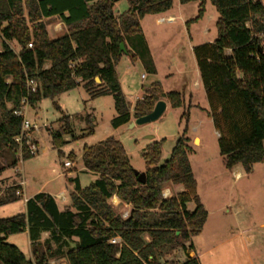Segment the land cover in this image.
Wrapping results in <instances>:
<instances>
[{
	"label": "trees",
	"instance_id": "16d2710c",
	"mask_svg": "<svg viewBox=\"0 0 264 264\" xmlns=\"http://www.w3.org/2000/svg\"><path fill=\"white\" fill-rule=\"evenodd\" d=\"M117 1L30 0L26 15L23 0H0V156L7 158L0 172L20 160L16 138L24 118L16 111L25 99L36 107L43 98L55 101L83 85L92 98L114 97V128L130 123L132 116L148 114L163 98L171 107L183 108L181 121L189 122L191 107L184 109L183 91L165 92L160 82L145 88L132 115L116 72L117 64L127 54L139 59L148 72L157 73L142 20L171 10L174 0H126L129 9L124 14L117 13ZM179 1L199 2L198 15L192 22L203 16L207 0ZM210 2L218 12L217 37L198 44L193 53L209 114L219 133L224 164L230 171L241 165L251 173L254 164L264 162V43L254 35L264 31V6L260 0ZM52 17L60 18L67 27L64 34L53 39L43 20ZM13 40L19 44V52L10 47ZM122 43L127 52L121 51ZM28 79L37 83L35 91L28 88ZM55 105L59 107L57 102ZM62 121L59 130L50 132L56 147L66 142L64 135L71 131L69 118ZM190 141L186 124L164 162L161 141L152 142L144 154L145 184L138 181L119 140L110 137L85 146L84 170L98 178L87 187L80 185L78 177L69 178L75 187L71 203L64 209L51 194L41 192L26 201L25 212L0 219V264H49L52 259H66L68 264H200L188 253L184 260L163 261L169 251L193 248L190 240L202 231L208 218L189 158ZM31 156L25 138L22 158ZM169 183L181 185L183 190L164 197L163 190ZM20 189L21 185L14 182L0 190V205L18 201ZM115 196L131 205L128 217L116 211L112 202ZM191 202L193 210L188 205ZM26 230L32 260L7 241L10 235ZM115 237L121 239L120 243L110 242Z\"/></svg>",
	"mask_w": 264,
	"mask_h": 264
},
{
	"label": "rangeland",
	"instance_id": "374dc122",
	"mask_svg": "<svg viewBox=\"0 0 264 264\" xmlns=\"http://www.w3.org/2000/svg\"><path fill=\"white\" fill-rule=\"evenodd\" d=\"M29 1L23 0L26 15ZM174 2V21L157 23L160 15L151 14L142 21L157 73L148 72L139 59L133 60L127 54L117 64L116 72L132 115L134 104L145 95V88L160 82L165 92L183 91L184 109L191 107L189 122L181 121L183 108H173L169 100L163 98L168 108L157 121L134 127L128 123L114 128L112 120L117 115L114 97L105 95L92 98L83 85L60 95L55 101L43 98L36 107L28 105L26 119L31 124V129H27L29 141L35 144L38 152L23 159L18 149V164L0 172L1 192L14 182L24 181L20 199L0 205V219L25 212V199L41 192L57 194L63 191L70 201L73 188L68 178L71 176L78 177L82 187L94 182L98 175L85 171L83 167L85 146L113 137L124 145L134 169L145 172L147 164L144 154L147 147L154 141H161V162H164L171 156L177 138L188 124L191 140L189 158L197 180L198 194L208 211L204 228L190 240L194 246L191 249L197 253L200 264H264V162L255 164L253 171L245 172L242 179L236 178L226 168L205 90L194 84L199 80V70L192 46L213 41L217 37L218 12L207 0L203 16L192 22L198 15L199 2L182 5L179 0ZM128 9L126 0L116 7L119 14L126 13ZM43 20L52 39L67 31L66 25L58 17ZM28 26L32 29L33 23L29 22ZM2 41L0 37V51ZM9 45L19 52L20 46L15 40L10 41ZM190 93L193 95L190 96ZM65 117L69 118L71 131L64 135L66 142L56 147L50 132L59 130ZM135 119L132 116L131 121ZM73 136L77 139L73 140ZM65 161H72L74 167L66 168ZM6 162L7 158L0 156V166ZM182 190L181 185L169 183L163 190V196L169 198ZM57 200L61 207H66L60 197ZM112 202L117 206L118 213L124 218L128 217L130 204L120 202L117 196ZM188 205L191 210L195 207L193 202ZM7 241L16 245L27 259H33L27 231L10 235ZM186 258L187 252L179 248L166 253L163 261ZM63 262L67 260L52 259L49 264Z\"/></svg>",
	"mask_w": 264,
	"mask_h": 264
},
{
	"label": "built area",
	"instance_id": "2783aa9c",
	"mask_svg": "<svg viewBox=\"0 0 264 264\" xmlns=\"http://www.w3.org/2000/svg\"><path fill=\"white\" fill-rule=\"evenodd\" d=\"M260 1L263 3V6H264L263 0H260ZM165 20L166 21H173L174 18L173 17H162V18H160V22H164ZM254 35L258 36L264 43V31L256 32ZM29 47H32V44H29ZM27 85H28V88L31 89L32 91L36 90L37 83L34 80L28 79L27 80ZM27 106H28V103H27V100L25 99L23 107L21 109H19L18 111H16L17 115L23 116V118H24L23 124H22L21 134L16 138V142L19 144V150L21 151V157H22V154H23V142H24L25 138L27 139V144L29 145L30 153L32 155H34V154H36L38 152L37 151V147L35 146V144H31L30 141H29V133H28L27 129H31V124L26 119ZM34 128H35V126H34ZM65 165L66 166H71L72 162L67 161L65 163ZM23 184H24L23 181H21L19 183V185H21V187L23 186ZM17 194L21 195L22 194V190L20 189L17 192ZM165 196H166V194H165ZM120 241H121V239L119 237H115V238H112L110 240V242L113 243V244L120 243Z\"/></svg>",
	"mask_w": 264,
	"mask_h": 264
},
{
	"label": "crops",
	"instance_id": "0c3cea01",
	"mask_svg": "<svg viewBox=\"0 0 264 264\" xmlns=\"http://www.w3.org/2000/svg\"><path fill=\"white\" fill-rule=\"evenodd\" d=\"M124 0H119L118 2H116L115 3V8L120 4V3H122ZM175 1V0H174ZM175 3V2H174ZM180 3V2H179ZM182 5V4H181ZM174 9V7L171 9V10H169V11H167L166 13H163V14H160V16L156 19V22L157 23H161L160 22V18H162V17H173L174 18V20L176 19V16L172 13V10ZM146 17V16H145ZM144 17V18H145ZM144 18H143V20H144ZM142 20V21H143ZM173 20V21H174ZM143 27V26H142ZM143 32H144V29H143ZM145 35V34H144ZM148 42V41H147ZM201 44V43H200ZM148 45H149V43H148ZM150 46V45H149ZM195 46H192V51H193V48H194ZM150 48V47H149ZM152 54V53H151ZM152 56H153V54H152ZM198 67V66H197ZM156 68H157V66H156ZM199 70V69H198ZM158 71V70H157ZM197 87H202L203 89H204V86H203V84H202V80H201V76H200V73H199V80H196L195 81V83H194ZM193 94H191L190 93V96H192ZM207 103H208V101H207ZM168 104V103H167ZM167 108H168V106H167ZM209 108V107H208ZM204 109H206V112H208V109L207 108H204ZM199 138V137H198ZM200 139V138H199ZM200 143H201V140H200ZM67 161H65V163H66ZM72 162V161H71ZM65 163H64V165H65ZM257 164V163H256ZM65 167L66 168H68V169H72L73 167H74V164H72L71 166H66L65 165ZM254 167H255V164H254V166H253V169H254ZM253 171V170H252ZM231 172L233 173V175L236 177V178H239V179H242L243 177H244V174H245V170H244V168L240 165V166H237V167H235L233 170H231ZM69 178H75V177H73V176H71V177H69ZM68 178V179H69ZM69 181V180H68ZM24 182V181H23ZM70 184H71V187L73 188V191H74V187H75V184H72L71 182H69ZM17 184H19V183H17ZM24 185V184H23ZM21 190H23V186H22V189ZM73 191H70V194L73 192ZM49 193V192H48ZM49 194H51L55 199H56V202L58 203V205H59V207H60V209H64L63 207H61L60 206V204H59V201L57 200V197L59 198H61V202L63 203V205H65V206H68V205H70V203H71V199H70V201L68 200V197H67V195H66V193L65 192H60V193H57V194H53V193H49ZM29 198H26L25 199V211H26V201L28 200ZM204 206H205V204H204ZM23 207V206H22ZM22 207H21V209H22ZM206 207V206H205ZM27 231V230H26ZM28 232V231H27ZM45 235L47 236V234H44V238H45ZM31 242V241H30ZM187 245H189V243H187ZM194 247V246H193ZM187 253L189 254V256H191V257H196V258H198V255H197V253L195 252V251H193L191 248H188L187 249Z\"/></svg>",
	"mask_w": 264,
	"mask_h": 264
},
{
	"label": "water",
	"instance_id": "95a60500",
	"mask_svg": "<svg viewBox=\"0 0 264 264\" xmlns=\"http://www.w3.org/2000/svg\"><path fill=\"white\" fill-rule=\"evenodd\" d=\"M260 51H263L262 47L259 48ZM121 51L127 52L125 45L122 43L121 44ZM96 80L98 82H100V79L97 77ZM167 101L164 99L159 100L153 110L151 112H149L146 115L140 116L138 118L135 119V121H131V127L134 126H142L148 123H152L157 121L158 119H160L163 114L165 113V111L167 110ZM150 139H153V136L149 137ZM135 174L137 175L138 181L140 183L145 184L146 183V173L145 172H139L137 170H135ZM62 264H68L67 262H63Z\"/></svg>",
	"mask_w": 264,
	"mask_h": 264
}]
</instances>
